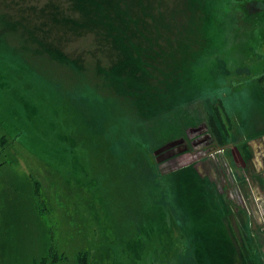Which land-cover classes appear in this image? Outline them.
I'll return each mask as SVG.
<instances>
[{"label":"rangeland","instance_id":"1","mask_svg":"<svg viewBox=\"0 0 264 264\" xmlns=\"http://www.w3.org/2000/svg\"><path fill=\"white\" fill-rule=\"evenodd\" d=\"M75 1L0 0V264H264V207L236 208L208 158L224 148L195 151L219 148L201 140L208 122L225 141L264 131V0H203L189 87L146 112L100 72L126 48L100 44ZM128 2L143 15L172 0ZM133 68L129 86L144 78Z\"/></svg>","mask_w":264,"mask_h":264},{"label":"trees","instance_id":"2","mask_svg":"<svg viewBox=\"0 0 264 264\" xmlns=\"http://www.w3.org/2000/svg\"><path fill=\"white\" fill-rule=\"evenodd\" d=\"M185 1L172 0V3L164 9H162L163 2H160L161 11L154 14L150 11H140L143 15H135L128 0L81 1L84 3L88 15L87 19L81 21L86 25H94L96 29H100L93 32L99 43L113 42L117 46L126 48L127 56L122 58L121 63H115L116 66H102L100 72L108 84L120 91L118 95L127 94L126 96L130 99L128 101L134 108L142 104L143 111L146 112L149 108L147 105L150 106L149 100L152 103L157 100L163 102L164 105L168 101L166 97L169 93H175V89L183 90L189 87L191 64L205 45V39L200 35V26L205 12H203V0H195V3L189 7ZM74 2L77 3L75 0ZM150 4L154 5L155 2ZM181 5L184 6V13L178 11ZM142 6L146 7L147 4ZM135 13L137 14V12ZM148 25L153 26V29L146 30L145 27ZM183 27H190L193 29V33L189 35L190 33L186 32L187 28ZM133 30L146 38L143 43H140L141 47L135 46L132 41L133 39L138 42L141 40L137 37L138 35L134 36ZM175 33L180 34L179 37ZM149 34L154 37H149ZM132 37L134 38L132 39ZM180 42H183L185 46L183 53ZM158 55L163 56L161 64L154 60ZM53 57L58 64L74 59L79 60L75 56L59 58L53 55ZM127 65H133V69L144 73L142 83L137 82L133 86L127 84L125 73L127 70L124 69V66ZM133 72L135 74V71ZM259 74L258 80L264 82V72ZM144 92L143 101L137 102ZM162 95L165 100L162 99ZM43 257L45 260L46 257Z\"/></svg>","mask_w":264,"mask_h":264},{"label":"flooded vegetation","instance_id":"3","mask_svg":"<svg viewBox=\"0 0 264 264\" xmlns=\"http://www.w3.org/2000/svg\"><path fill=\"white\" fill-rule=\"evenodd\" d=\"M207 125V133L209 132L210 134L207 136L204 135L201 140H204L207 137L213 138L212 146H218L219 148L212 149L207 152H204L203 149L200 148L196 149L195 151L200 155H208L213 150L225 149L227 154L223 156V160H221L220 157L216 154H209L208 157L211 161H213L216 167H219V169H223V172L226 174V176H223L219 179H223V182L224 180L226 181V179L229 180V182L233 183V185L235 186V191L238 192L239 190L240 193L235 195L238 197L240 205V207L236 206L237 209L246 210L249 206L247 204V200H251V207L255 212L258 211L261 206L264 207V131H261L260 133L253 136H245L242 139L235 138L233 136L231 137L232 141H225L222 137L221 140H219L214 135L209 122L207 123ZM177 139L179 145H182L185 149L184 151H189L188 147L190 146L187 145V143L184 141V138L179 137ZM191 148L192 147H190V149ZM194 169L198 174L199 172H201L197 166H194ZM248 174L253 177V181L255 182V184L253 183L254 186L250 182ZM210 178L216 180L214 177ZM212 179H208V181L212 184L215 183L217 185L216 181ZM218 188L219 187L217 185L216 191L220 195H223L224 192L220 191V189ZM230 195L234 197V194L231 193ZM262 209L264 210V208ZM258 219H261L260 215L258 216ZM258 232L260 236H264V230L263 232Z\"/></svg>","mask_w":264,"mask_h":264},{"label":"water","instance_id":"4","mask_svg":"<svg viewBox=\"0 0 264 264\" xmlns=\"http://www.w3.org/2000/svg\"><path fill=\"white\" fill-rule=\"evenodd\" d=\"M206 128L205 126L204 127H201V129L199 128H194L195 132H200V131H204ZM209 135V133H207ZM156 152V151H155Z\"/></svg>","mask_w":264,"mask_h":264}]
</instances>
